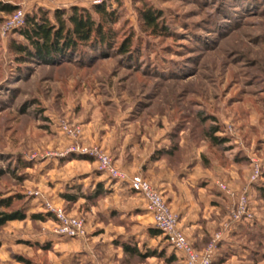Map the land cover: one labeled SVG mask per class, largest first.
I'll list each match as a JSON object with an SVG mask.
<instances>
[{
    "label": "rangeland",
    "instance_id": "rangeland-1",
    "mask_svg": "<svg viewBox=\"0 0 264 264\" xmlns=\"http://www.w3.org/2000/svg\"><path fill=\"white\" fill-rule=\"evenodd\" d=\"M0 2L25 15L104 2L115 16L101 51L44 64L12 50L22 39L0 12V221L25 216L0 223V264H186L93 151L194 226L190 239L179 228L211 264H264V0ZM149 7L165 33L144 25Z\"/></svg>",
    "mask_w": 264,
    "mask_h": 264
},
{
    "label": "trees",
    "instance_id": "trees-1",
    "mask_svg": "<svg viewBox=\"0 0 264 264\" xmlns=\"http://www.w3.org/2000/svg\"><path fill=\"white\" fill-rule=\"evenodd\" d=\"M15 9H17L15 5L0 2V12L3 14L12 15ZM93 14L98 18L96 19ZM161 18L162 12L152 7L141 12L144 25L151 28L154 33H165L166 26L160 21ZM114 19V14L104 2L92 6L91 9L73 6L68 10L58 8L51 12L49 9L38 8L36 12L25 15L22 27L13 30V34H17L22 42H13L11 48L21 59L29 60L35 57L44 64L67 58L85 49H90L91 52L95 49L101 51V48L109 44L110 36H112L104 24H113ZM119 52L131 55L130 39L120 45ZM0 204L9 207L11 202L6 199L0 201ZM31 217L34 220L43 218L38 214L31 215ZM24 218L22 214L14 213L6 216L0 223L10 219L22 220ZM151 233L152 235L161 234L155 227ZM164 239L166 240L165 237ZM125 251L141 258L153 256L150 252L138 253L135 248L125 247Z\"/></svg>",
    "mask_w": 264,
    "mask_h": 264
},
{
    "label": "built area",
    "instance_id": "built-area-1",
    "mask_svg": "<svg viewBox=\"0 0 264 264\" xmlns=\"http://www.w3.org/2000/svg\"><path fill=\"white\" fill-rule=\"evenodd\" d=\"M33 2H43L49 0H28ZM25 13L20 9H15L12 16L4 22L5 30H15L20 28L24 24ZM93 155L98 160L100 165V170L108 173L111 177L118 180H126L131 189L135 193H139L145 198L146 209L152 217L153 227L157 228L161 234L169 242L170 246L177 252H179L185 259L186 264H211L212 263V247H207L206 250L199 254L194 251L189 241H187L184 233L178 227L177 215L171 212L169 207L166 205L164 199L160 194L154 190L149 183L143 180L139 176L128 177L125 173L120 172L115 169L110 162L109 157L103 155L102 153L93 151ZM243 199L239 203L238 211L234 215L238 218L242 213H244ZM56 221L66 227L62 230L63 233H67L71 236L80 235L81 223L77 221L67 220L61 211H54Z\"/></svg>",
    "mask_w": 264,
    "mask_h": 264
},
{
    "label": "crops",
    "instance_id": "crops-1",
    "mask_svg": "<svg viewBox=\"0 0 264 264\" xmlns=\"http://www.w3.org/2000/svg\"><path fill=\"white\" fill-rule=\"evenodd\" d=\"M179 227H181L182 228V230L185 232V235L187 236V237H189V239H190V233L192 232L191 230H192V228L194 229L195 227L194 226H192V225H188L187 223H184V222H182V224L181 225H179ZM195 241V238H191V241Z\"/></svg>",
    "mask_w": 264,
    "mask_h": 264
}]
</instances>
